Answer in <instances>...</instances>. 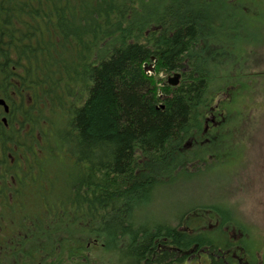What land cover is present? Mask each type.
<instances>
[{
	"label": "trees",
	"instance_id": "1",
	"mask_svg": "<svg viewBox=\"0 0 264 264\" xmlns=\"http://www.w3.org/2000/svg\"><path fill=\"white\" fill-rule=\"evenodd\" d=\"M254 1L0 0V89L17 82L28 104L0 162V264H261L225 204L148 210L239 115L226 102L250 81L220 85L208 39L215 17L241 34Z\"/></svg>",
	"mask_w": 264,
	"mask_h": 264
},
{
	"label": "rangeland",
	"instance_id": "2",
	"mask_svg": "<svg viewBox=\"0 0 264 264\" xmlns=\"http://www.w3.org/2000/svg\"><path fill=\"white\" fill-rule=\"evenodd\" d=\"M257 1L249 6L248 21H245L241 34L230 38L226 28L233 21L221 22L215 17L214 21L220 22L221 27L208 39L207 53H212L214 61H220L219 65L225 68L219 73V84L234 82L229 74L244 75L241 80L250 81L247 82L250 90L231 102L227 101V94L216 96L218 107L227 101V106L239 111L238 117L228 118L213 135L210 151L218 156L189 166L186 175L166 185L158 203L148 210L150 215L173 216L198 205L225 204L237 211L234 215L240 216L242 223L249 226L253 236L262 243L260 252L264 258V3L262 7ZM223 47L230 52L222 50ZM217 48L221 50L216 52ZM145 73L154 75L153 64L145 67ZM173 74L159 73L156 78L167 82ZM218 109L222 112V108ZM222 140L225 144L218 146ZM61 157L66 159L62 152ZM53 180L52 177L50 181ZM58 180L60 182L61 178Z\"/></svg>",
	"mask_w": 264,
	"mask_h": 264
},
{
	"label": "flooded vegetation",
	"instance_id": "3",
	"mask_svg": "<svg viewBox=\"0 0 264 264\" xmlns=\"http://www.w3.org/2000/svg\"><path fill=\"white\" fill-rule=\"evenodd\" d=\"M9 86V87H8ZM17 82H10L0 89V162L13 161L11 153H20V146L14 144L15 135L22 137L24 126L22 111L28 105L23 94H18L15 88ZM216 110V109H215ZM212 123L214 119H211ZM12 135V140L10 138Z\"/></svg>",
	"mask_w": 264,
	"mask_h": 264
},
{
	"label": "water",
	"instance_id": "4",
	"mask_svg": "<svg viewBox=\"0 0 264 264\" xmlns=\"http://www.w3.org/2000/svg\"><path fill=\"white\" fill-rule=\"evenodd\" d=\"M178 78H179V75L178 74L173 75V78L172 79H168L167 80L168 85H170V86H176L177 83H178V81H177Z\"/></svg>",
	"mask_w": 264,
	"mask_h": 264
},
{
	"label": "bare ground",
	"instance_id": "5",
	"mask_svg": "<svg viewBox=\"0 0 264 264\" xmlns=\"http://www.w3.org/2000/svg\"><path fill=\"white\" fill-rule=\"evenodd\" d=\"M172 87H174V86H172Z\"/></svg>",
	"mask_w": 264,
	"mask_h": 264
}]
</instances>
